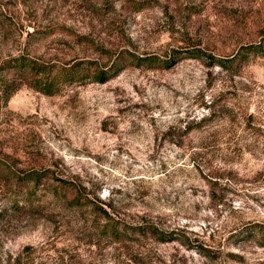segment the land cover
<instances>
[{
  "label": "rangeland",
  "instance_id": "1",
  "mask_svg": "<svg viewBox=\"0 0 264 264\" xmlns=\"http://www.w3.org/2000/svg\"><path fill=\"white\" fill-rule=\"evenodd\" d=\"M5 164L0 264H264V0H0Z\"/></svg>",
  "mask_w": 264,
  "mask_h": 264
},
{
  "label": "trees",
  "instance_id": "2",
  "mask_svg": "<svg viewBox=\"0 0 264 264\" xmlns=\"http://www.w3.org/2000/svg\"><path fill=\"white\" fill-rule=\"evenodd\" d=\"M188 54L190 53V55H193L192 51H189L187 52ZM139 61L141 62H146L148 61L149 63L151 64H154V65H161L163 68H169L171 66L174 65V63L176 62V56L174 55L171 59L169 60H165V61H161L159 60L158 58L156 57H148V58H143V59H139ZM210 61L211 63H213V65H218L222 68H227V66L231 63L230 59H220V58H216V57H211L210 58ZM156 63V64H155ZM31 64V63H30ZM16 67H18L17 65H15ZM21 66H19L20 68ZM26 67H29V66H26ZM111 70H109L110 72ZM109 72H105L104 70H99V69H96L94 71H92V74L89 75L90 79L91 80H95V81H99V82H103L106 77H107V73ZM43 87H46L45 85H42V89ZM44 91H48L47 90V87L43 89ZM0 174L3 175V176H6V177H10V178H16L17 181H21L23 183H29V182H33L34 184L38 183L42 178H45L47 177L48 175H50L48 172H23V174H13L11 172V168L8 164H5V165H2L0 167ZM48 178V177H47ZM52 186H50V184L46 185V187L44 188L45 190H49V188H51ZM66 188V184H64V182H61L60 186H57V187H54V188H51L52 190L51 191V194L54 196L55 199L57 198H60L63 196L62 192L63 190H65ZM49 191V192H50ZM31 193V192H30ZM26 195L28 196L29 195V192L27 191ZM63 197H65V205L67 206V208H76V207H80V203L78 202V199H75V198H66V196L64 195ZM14 203H16V200H14ZM17 206V205H16ZM147 231H151L150 228L151 227H147ZM125 229H129V228H126ZM138 229H141V228H138ZM110 232H109V236L110 237H116V238H119V237H122L123 235V231L117 233L116 231L117 230H114L113 227H110L109 228ZM263 236V241H261V243L263 242L264 243V235ZM259 241V240H257Z\"/></svg>",
  "mask_w": 264,
  "mask_h": 264
}]
</instances>
